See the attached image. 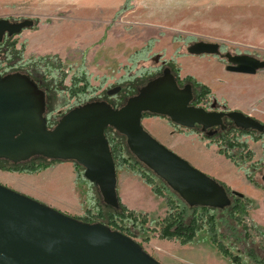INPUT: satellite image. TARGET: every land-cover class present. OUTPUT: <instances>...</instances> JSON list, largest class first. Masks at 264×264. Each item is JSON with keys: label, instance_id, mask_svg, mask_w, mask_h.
Returning a JSON list of instances; mask_svg holds the SVG:
<instances>
[{"label": "water", "instance_id": "water-1", "mask_svg": "<svg viewBox=\"0 0 264 264\" xmlns=\"http://www.w3.org/2000/svg\"><path fill=\"white\" fill-rule=\"evenodd\" d=\"M34 20L0 16V42ZM187 52L217 54L226 69L254 74L264 59L249 53L221 52L218 41L196 40ZM157 57L154 58L156 61ZM120 85L107 89L119 92ZM136 93L114 106L104 99L73 105L54 126L45 120V94L26 73H0V159L13 163L35 155L74 160L83 167L102 201L119 206L116 161L104 131L112 126L125 138L129 151L189 206L226 207L231 200L224 185L160 142L142 124L144 112L166 116L184 128L207 135L225 129L226 121L242 130L264 133V123L237 109L193 103L191 84H178L168 65L138 86ZM264 180V171L261 173ZM236 194L241 192L234 190ZM0 264H164L133 236L103 221H84L0 182Z\"/></svg>", "mask_w": 264, "mask_h": 264}, {"label": "rangeland", "instance_id": "rangeland-1", "mask_svg": "<svg viewBox=\"0 0 264 264\" xmlns=\"http://www.w3.org/2000/svg\"><path fill=\"white\" fill-rule=\"evenodd\" d=\"M23 18L26 16L10 19ZM31 18L34 20L31 26L11 37L10 41L14 42L12 51L8 49L6 57L4 54L0 56V73L14 72L9 71L10 69L23 73L31 71L42 85L45 100L47 97L48 100L54 98L53 108L57 104L56 108L49 109V112L46 108L44 112L45 120L49 121L51 126L73 105L97 99L117 102L120 99V92L108 95L106 90L115 85L124 87L126 85L124 80L129 75L135 78L156 75L158 73V66L154 60L156 55H160L167 65L168 61H171L178 67L179 78L191 76L201 85L208 87L209 91L199 97L196 104L210 108L212 102L217 100L219 106L225 105L228 110L254 112L259 117H253L264 123V68L257 69L254 74L234 72L226 69L228 62L225 58L209 53L193 54L191 56L195 57L188 60L183 58L184 54H190L186 49L187 44L204 39L218 41L223 52L228 50L231 53L245 52L264 59V0H126L107 16L109 20L104 23L102 34L94 36L93 40H87L84 45L67 48L65 54L55 52L40 55L34 52L28 37L31 31L28 29L36 30L48 20L45 19L44 22L41 18L33 16ZM35 62L41 64L35 67L32 65ZM212 63L215 68L211 66ZM195 70L200 74H195ZM207 72L218 76L216 84L204 79ZM74 75H81L89 80V87L81 94L68 93ZM50 87L54 89L53 92ZM167 121L176 132L196 133L195 137L207 145H212L211 148L216 153L229 159L247 179L251 177L259 185L264 186V180L261 178L264 157L259 161L254 160V153L249 145L252 140L258 138L264 140V133L256 130L241 133V130L235 128L226 136H214L203 133L200 128H184L173 124L168 118ZM65 161L52 160L46 166L33 171L14 170L8 167L12 162L0 161V182L59 209L57 206L61 204L62 199L68 198L66 195L68 188L70 191L75 189L84 197L91 192V185L94 186L92 182L86 180L84 174L82 175L81 165L71 160L68 161L71 163L69 168L64 165ZM139 162L144 169L151 171L141 161ZM134 174L138 175L136 172ZM60 184L64 193L59 187ZM94 194L95 200H90L92 205L88 213L73 216L100 221L98 202L100 204L103 202L102 198L97 197V192ZM163 200L165 201L164 198ZM249 208L250 206L247 208L245 219L249 218L252 223L248 216ZM147 209L150 220H153L156 212L160 210L159 207ZM150 225L154 226V223L151 222ZM255 225L252 223V226ZM259 229L264 234L260 227ZM150 236L149 240L141 236L133 237L164 264H203L210 259L218 264H232L227 257L219 254L205 234L183 245L173 238H160L157 231L150 233ZM237 245L240 248L244 246L241 242H237ZM248 245H252L259 256H264V244L259 242V236L255 235L252 243L249 241ZM199 256L203 257V262H199Z\"/></svg>", "mask_w": 264, "mask_h": 264}, {"label": "crops", "instance_id": "crops-1", "mask_svg": "<svg viewBox=\"0 0 264 264\" xmlns=\"http://www.w3.org/2000/svg\"><path fill=\"white\" fill-rule=\"evenodd\" d=\"M125 1L0 0V16L8 18L33 16L44 19V22L45 19L48 20L47 23L38 26L36 30L28 29V31H31L28 34L30 46L36 54L40 55L55 52L65 54L67 48L84 45L87 40H93L94 36L102 34L104 23L109 20L107 16L110 12L117 10ZM191 55L193 54H184L183 58L188 60L190 57H195ZM211 66L216 67L214 63ZM195 74L199 75L200 73L195 70ZM204 79L216 84L218 76L207 72ZM246 112L250 113L251 116L259 117L254 112ZM142 117L144 128L153 133L177 154L182 155L192 165L200 168L205 173L207 172L217 180L224 181L232 189H237L249 196L252 205L248 210V216L264 231V186L254 185L229 159L216 153L211 148L212 145H207L197 136L195 137V132V134L192 132L189 134L176 132L169 125L167 118L163 116L153 114L149 117ZM249 145L254 153V160L263 159V138L252 140ZM68 161L71 160H66L64 165L70 168L71 163ZM116 171L118 196L127 208L148 216L149 209L147 207L154 209L159 207L160 210L156 212L154 219L165 213L166 205L163 197L157 195L152 190V186L145 183L141 176L134 174L133 170H130L127 166L117 167ZM59 187L64 193L63 186L60 184ZM66 195L68 198H63V201L61 200V204L57 207L72 215L88 213L90 205H92L91 201L95 200L92 185L91 192L84 195V197H81V194L77 193L75 189L70 191L69 188L66 190ZM148 218L150 217L148 216ZM198 260L199 262L204 261L202 256H199ZM203 264H218V262L216 263L210 259Z\"/></svg>", "mask_w": 264, "mask_h": 264}, {"label": "trees", "instance_id": "trees-1", "mask_svg": "<svg viewBox=\"0 0 264 264\" xmlns=\"http://www.w3.org/2000/svg\"><path fill=\"white\" fill-rule=\"evenodd\" d=\"M11 37L12 36H4L1 40L0 56L4 54L3 56L6 57L8 49L12 51L14 42L10 41ZM168 62V66L170 67L171 72L176 75L179 85H182L184 81H186V83L190 82L191 88L193 89V103H196L199 97L209 91L208 87L203 84L201 85L191 76L184 79L179 78V75L177 74L178 67L174 66L171 61ZM40 64V62H35L32 65L37 67ZM9 67L12 68V66ZM15 70L16 69H10L9 71ZM25 73L38 83L34 75L31 74V71ZM151 75L153 76V74H149V77L138 76L136 78L129 75L128 78L124 80L126 85L122 87L123 90L122 88L119 90L120 99L115 103H108H111L114 106L121 105L127 96L136 93L137 86L146 83L149 78L152 77ZM71 80L72 82L68 87V93L75 95L77 93L81 94L83 93V90L89 87V80L84 76L74 75ZM38 86L41 88V83H38ZM49 89L51 92L54 90L52 87ZM53 103L54 98L48 100L47 97L45 107L48 109V112L49 109L56 108L57 104L54 105L53 108ZM147 115L151 116L153 114L151 112L143 113V116ZM44 116H46V114H44ZM226 126L225 129H220L214 133V136H226L235 128L243 132L247 131L246 129L242 130L234 126L230 120L226 121ZM108 129L110 132L107 137L111 144L113 158H115L116 161V168L119 165L127 166L138 175H141L144 181L152 186V190L165 199L166 211L162 216L150 220L146 214L138 213L135 210L127 208L118 196L119 206L117 208H113L103 201L102 204L98 202L99 207L97 211L99 212V216H101V222L103 221L105 224L111 226V228H117L128 235L141 236L145 240L150 239V233L157 231V236L160 238H173L181 245H183V243L193 242L202 234H205L208 241L216 247L220 255L222 257H227L232 264H264V256H259L256 253L255 248L252 245H248L249 241L252 243L255 235L259 236V242L264 244V234L260 231L259 227L257 225L252 226V223L254 222L251 223L249 218L245 219L247 208L252 205V200L249 196H246L243 193L236 194L234 188L232 189L224 181L219 180L231 197L230 203L226 207L217 208L209 205L189 206L179 195H177L176 192L172 191L165 182L161 181L154 172L152 173L142 167L137 158L129 151L122 134L116 131L112 126H109ZM258 134L261 135V133ZM6 160L0 159V161ZM52 160L55 159L35 155L28 160L19 161V163L12 162L8 167L19 171L22 169L33 171L46 166ZM254 166L255 165H251V167ZM248 179L258 187L263 186L261 184L259 185L251 177H248ZM93 192H97V197H100L95 185L93 186ZM80 219L88 222L92 221L91 219L87 220L86 218ZM151 222L154 223V226L150 225ZM237 242H241L244 245L243 248H240V246L237 245Z\"/></svg>", "mask_w": 264, "mask_h": 264}, {"label": "flooded vegetation", "instance_id": "flooded-vegetation-1", "mask_svg": "<svg viewBox=\"0 0 264 264\" xmlns=\"http://www.w3.org/2000/svg\"><path fill=\"white\" fill-rule=\"evenodd\" d=\"M219 47H220V49H221V52H223V49H222V47L220 46V44H219ZM155 57H157V59H156V61H155V63H157V68H158V73L157 74H159L160 72H161V70H162V68L165 66V65H167V62L165 61V60H163L162 58H161V56L160 55H156ZM107 91V90H106ZM196 104V103H195ZM79 105V104H78ZM198 105V104H197ZM200 106V105H199ZM211 108V107H210ZM209 108V109H210ZM49 121L47 122V126L48 127H52V126H54L56 123H53L52 124V126L50 125L51 123H49ZM108 127L109 126H107L106 128H105V132H106V135L108 136V133L110 132V131H108L109 129H108ZM108 138V137H107ZM109 145H111L110 143H109ZM83 168V167H82Z\"/></svg>", "mask_w": 264, "mask_h": 264}, {"label": "built area", "instance_id": "built-area-1", "mask_svg": "<svg viewBox=\"0 0 264 264\" xmlns=\"http://www.w3.org/2000/svg\"><path fill=\"white\" fill-rule=\"evenodd\" d=\"M200 106H201V105H200ZM203 106H204V105H203ZM204 107H206V106H204ZM210 107H211V105H210ZM206 108H207V107H206ZM208 108H209V107H208ZM239 131H240V130H239ZM240 132H241V133H244L245 131H244V132H243V131H240ZM124 141H125V140H124Z\"/></svg>", "mask_w": 264, "mask_h": 264}]
</instances>
